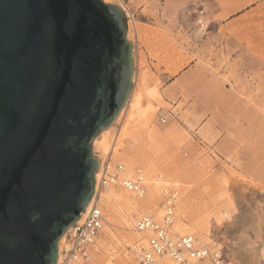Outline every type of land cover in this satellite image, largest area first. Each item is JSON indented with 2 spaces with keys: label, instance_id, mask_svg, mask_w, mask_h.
<instances>
[{
  "label": "rangeland",
  "instance_id": "374dc122",
  "mask_svg": "<svg viewBox=\"0 0 264 264\" xmlns=\"http://www.w3.org/2000/svg\"><path fill=\"white\" fill-rule=\"evenodd\" d=\"M103 1L117 6L126 23L132 76L140 81L148 74L163 98L131 129L135 139L125 144L133 154L125 155L130 171L140 167L154 180L160 176L164 189L174 192L172 230L179 222L191 227L176 235L191 234L220 250L224 264H264V0ZM133 83L130 94L138 88ZM151 133L161 137L156 150L144 144ZM111 160L102 163L110 172L124 165ZM127 193L134 204L126 216L130 231L114 228L103 245L104 221L86 264H139L132 252L141 242L134 221L154 214L162 195L143 210L149 198L143 203ZM180 200L188 208L183 216Z\"/></svg>",
  "mask_w": 264,
  "mask_h": 264
},
{
  "label": "water",
  "instance_id": "95a60500",
  "mask_svg": "<svg viewBox=\"0 0 264 264\" xmlns=\"http://www.w3.org/2000/svg\"><path fill=\"white\" fill-rule=\"evenodd\" d=\"M120 9L0 0V264H56L98 168L92 141L131 89Z\"/></svg>",
  "mask_w": 264,
  "mask_h": 264
},
{
  "label": "bare ground",
  "instance_id": "6f19581e",
  "mask_svg": "<svg viewBox=\"0 0 264 264\" xmlns=\"http://www.w3.org/2000/svg\"><path fill=\"white\" fill-rule=\"evenodd\" d=\"M105 4H109V3H105ZM147 75H144V77L142 76L143 78H141L140 81L136 80L138 78L134 77L135 75L132 76L131 82L133 81L134 82L133 85L136 84L138 86V88L135 87L131 91V94L129 92V94H130V96H128L129 100L128 101L126 100L121 111L119 112V114L115 118L114 122L111 124L114 126L108 127L107 130L106 129H105V131L103 130L104 132L101 131L99 134L100 136L98 138L93 139V145H92L93 147L92 148H94V151L96 153V160L98 163V168H97V171L94 175V179H96V184H94V187L96 186V188H95L96 190H95V194L93 193L94 196L92 197L91 201L87 205L85 211L82 213L79 220L77 221L78 223H81L83 221L85 214L90 210V208L96 202L95 199H97V198H95V196L98 193L97 179L99 178V174L103 168V164H102L103 161H106V158H108V156H111L112 160L114 157V159L115 158L119 159L124 163V165H121L124 168V172L119 174L117 181L115 183H112V184H109L108 186H106L104 188L105 190L102 189L104 191L101 190L99 192V195L96 196V197H99V199H98L99 201L97 200L96 205L99 208V204H100V206L102 207V209L105 213V219H104L103 212L101 211V209H100L101 207H100L99 209H100L102 216H103V224L105 221L106 227L103 231V236H100L98 238V242L99 243L101 242V244H103V245H107V239L106 238L113 237V234H112L113 232H111V230H113L114 228L119 227V226H120V228H122L124 226V230L126 229V230L130 231V229H131L130 224L128 223V221L126 219V216H127V212L130 210V208L134 207V204H133L131 198L129 197V194L127 193L129 191L126 190L127 192H125L123 190H120L121 188H123L120 184L122 179L124 180V179L135 178L137 171H140L142 173V177H143L142 185L145 186V194H144L143 198H137V197H135L134 193H132V192H129V193H131L138 200H143V199L146 200L149 198L148 200H150V201L147 200L146 203H144L145 200H143V203H144L142 205L143 210H148L149 206L153 205L151 203V201H153L157 197L156 195L159 191H160L161 195H163V193L165 191L174 195V192H172L168 189H164L166 187L165 183L163 185H161V183H160L161 177L160 176L158 177V181L154 180L149 174H146L145 169L140 168V167H136V168H134L133 171H130L131 167H132L131 163L125 159V155H127V156L133 155V154H131V152L129 153L128 149L125 146L127 141L133 142V140L135 139V136L131 130L132 127L136 123H138V121L145 120L146 116L150 110L155 111V109L157 110L158 106H161L163 104L162 95L158 90L159 86H156V85L150 86L149 81L147 80L148 79ZM117 124H118V128L116 130L114 127ZM106 131H109L108 132L109 134L105 135L104 133H106ZM160 140H161V137L157 133H151V134H148L147 137L145 138L144 144L145 145L147 144L148 147L153 146V145L157 146V144L160 142ZM140 144H139V146H140ZM151 148H154V146ZM154 169H155V166H154ZM108 171H109V166H108ZM148 179L150 180V182H148ZM115 185H119L121 188L117 187ZM174 198H175V195H174ZM162 201L163 200H161V202L158 204L159 208L156 212H154V214L148 212L145 214H141L138 217L147 215V216L151 217L152 220H154L155 222H158L159 224L162 225L163 218H164V210L162 208ZM149 203H150V205H148ZM176 204L177 203H175V199H174V216L176 213L175 212V209H176L175 205ZM150 207H152V206H150ZM140 208H141V206H140ZM187 209H188L187 203L180 200L178 202V205H177V210H178L177 213L181 214L180 216H183V214L186 212ZM187 213H188V211H187ZM174 216H173V222H174ZM138 217H136L135 219H137ZM164 225L165 224L163 223V226ZM172 225H171V228L169 229V232L174 237H178V235H176V232L182 233V232L190 231V229H191V227H189L188 225L179 222L175 225V231H174V230H172V228H174V223H172ZM137 235L140 237V238L139 237L138 238L140 239L139 241H141V242H140V244H136L132 248V252H134V250L136 248H139L140 246L145 248L146 244H147V241H146V239H144L142 234L137 233ZM188 235H191V234H188ZM179 236H182V235H179ZM66 237L67 236L65 233L60 238V240L58 242V254H57V263L56 264H60V262L62 261L63 251H64V248L66 247V244H67V238ZM196 242L201 246H206V244H203V245L200 244V242L197 239H196ZM263 253H264V249H261L260 254L263 255ZM188 262H193V261H188ZM165 263L171 264L172 262L169 261L168 259L164 258V257H161L157 260V264H165Z\"/></svg>",
  "mask_w": 264,
  "mask_h": 264
},
{
  "label": "built area",
  "instance_id": "2783aa9c",
  "mask_svg": "<svg viewBox=\"0 0 264 264\" xmlns=\"http://www.w3.org/2000/svg\"><path fill=\"white\" fill-rule=\"evenodd\" d=\"M162 123H165V121H162ZM122 172H124V168L120 164L116 165L112 172L108 171L107 164L103 166L97 179V195L106 186L115 183ZM142 181V173L137 171L135 178L122 179L120 184L125 190L134 193L135 197L143 198L145 186L142 185ZM95 188L96 186L94 187V194ZM96 196L95 198L97 199L95 201L97 202L99 197ZM262 198L264 201V189L262 190ZM174 199V195L167 191L162 195L164 226L163 223L161 225L147 215L135 219L134 231L142 234L147 241L145 248L140 246L133 252L138 263L157 264V260L164 257L174 264L205 260L211 264H224L223 255L220 250L199 245L192 235L172 236L169 229L173 223ZM96 202L85 214L81 223L76 222L66 231L67 244L64 248L60 264H86L92 254L97 252L95 248L96 240L103 227V216Z\"/></svg>",
  "mask_w": 264,
  "mask_h": 264
}]
</instances>
